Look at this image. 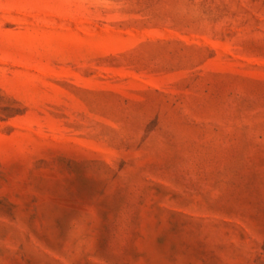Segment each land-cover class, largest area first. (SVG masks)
I'll return each mask as SVG.
<instances>
[{
	"label": "rangeland",
	"instance_id": "rangeland-1",
	"mask_svg": "<svg viewBox=\"0 0 264 264\" xmlns=\"http://www.w3.org/2000/svg\"><path fill=\"white\" fill-rule=\"evenodd\" d=\"M0 264H264V0H0Z\"/></svg>",
	"mask_w": 264,
	"mask_h": 264
}]
</instances>
